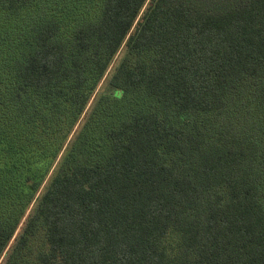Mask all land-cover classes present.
I'll return each mask as SVG.
<instances>
[{
	"label": "trees",
	"instance_id": "16d2710c",
	"mask_svg": "<svg viewBox=\"0 0 264 264\" xmlns=\"http://www.w3.org/2000/svg\"><path fill=\"white\" fill-rule=\"evenodd\" d=\"M26 254L264 264V0H0V258Z\"/></svg>",
	"mask_w": 264,
	"mask_h": 264
},
{
	"label": "rangeland",
	"instance_id": "374dc122",
	"mask_svg": "<svg viewBox=\"0 0 264 264\" xmlns=\"http://www.w3.org/2000/svg\"><path fill=\"white\" fill-rule=\"evenodd\" d=\"M65 33H67V32H65ZM122 56V53L117 57V61L115 62V65H116V63L118 62V60L120 59V57ZM114 65V66H115ZM100 91H103L105 94H109V95H112V89L111 88H109V87H107L106 86V81H103L100 85H99V91H98V94L100 93ZM96 100V99H95ZM94 100V101H95ZM24 223H21V225L19 226V228H18V230H17V232H16V234H15V236L18 234V232H20V230L22 229V228H24ZM14 236V237H15ZM14 237H13V239L11 240V245L13 246L15 243H13L14 242ZM26 253V252H25ZM7 256V255H6ZM6 256H5V258H3V260H2V257L0 258V264H4L5 263V260H6ZM32 256L30 257V256H28V254H26V256H25V258H24V264H32Z\"/></svg>",
	"mask_w": 264,
	"mask_h": 264
}]
</instances>
